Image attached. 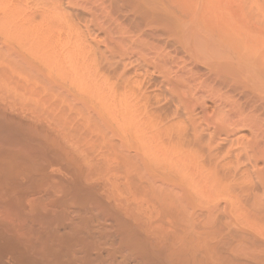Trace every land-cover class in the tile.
Masks as SVG:
<instances>
[{
    "label": "rangeland",
    "instance_id": "rangeland-1",
    "mask_svg": "<svg viewBox=\"0 0 264 264\" xmlns=\"http://www.w3.org/2000/svg\"><path fill=\"white\" fill-rule=\"evenodd\" d=\"M18 3L5 0L0 27L33 11L32 41L7 48L18 53L23 102L32 97L36 106L23 111L60 106L71 119L93 121L107 137L98 138L114 141L115 161L127 159L118 163L138 173L151 169L140 168L129 142H162L198 189L211 191L213 240L241 243L233 252L240 248L242 264H264V0H33L34 10ZM1 36V52L13 59ZM98 92L114 94V138L86 106L84 96ZM180 184L184 209L203 220L206 206L197 197L190 203Z\"/></svg>",
    "mask_w": 264,
    "mask_h": 264
},
{
    "label": "bare ground",
    "instance_id": "bare-ground-1",
    "mask_svg": "<svg viewBox=\"0 0 264 264\" xmlns=\"http://www.w3.org/2000/svg\"><path fill=\"white\" fill-rule=\"evenodd\" d=\"M28 1L31 4L27 7L30 5V10H34L33 0ZM3 4L5 0H0V7ZM4 9L0 12L2 23L9 16V11L3 13ZM24 14L20 15L22 18L16 17L11 26L0 27L2 39L13 43L4 42L6 50L17 51L16 45L20 47L32 41L36 31L33 11ZM2 49L0 47V264L243 263L239 259L243 255H238L240 248L233 252L241 243L237 247L230 246L233 240L224 239L225 232L218 243L213 240L215 224L211 222L208 196L211 191L205 190V193L198 189L193 176L180 169L179 158L163 150L162 142H145L146 138L142 137L143 140L129 142L141 156L140 168L144 163L141 169L148 168L144 172L151 169L147 177V172L138 173L139 169L132 171L118 163L120 160L126 163L127 159L115 161L114 158L119 157L114 156V141L100 139L103 134L91 125L93 121L85 123L77 115L71 119L72 116L63 113L65 109L54 104L51 107L56 108L55 112L50 108H41L36 115L35 111H23L36 106L32 97V101L23 102L16 64L18 53L8 50V54L16 53L11 59ZM5 57L10 58L9 63ZM84 97L86 106L104 120L105 129L101 127L110 129L109 137L114 138V94L98 92ZM24 112L28 116L34 113L35 117L31 113L32 119L28 118L44 129H38L31 120L24 122ZM171 180H174L172 186L167 187L166 182L172 183ZM180 183L190 203L197 197L198 202L206 206L203 220L195 216L196 211L184 209L179 198L181 189L179 194L177 191ZM220 240L233 249L221 245L223 241L219 244ZM218 244L220 247L216 250Z\"/></svg>",
    "mask_w": 264,
    "mask_h": 264
}]
</instances>
